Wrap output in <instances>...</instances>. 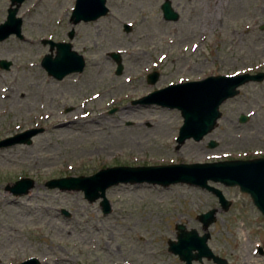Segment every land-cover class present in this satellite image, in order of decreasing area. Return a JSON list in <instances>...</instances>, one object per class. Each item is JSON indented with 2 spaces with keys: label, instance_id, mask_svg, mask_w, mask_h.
Instances as JSON below:
<instances>
[{
  "label": "rangeland",
  "instance_id": "1",
  "mask_svg": "<svg viewBox=\"0 0 264 264\" xmlns=\"http://www.w3.org/2000/svg\"><path fill=\"white\" fill-rule=\"evenodd\" d=\"M163 0H106L94 21L69 22L74 0H23L21 38L0 41V139L42 127L29 145L0 148V264L35 256L36 264H184L167 250L175 224L202 234L199 213L214 208L206 243L226 264H264V217L236 186L207 184L230 200L222 209L208 190L186 183H117L104 191L109 211L80 190L45 181L90 175L115 165L204 162L264 153V78L248 81L218 107L200 140L177 146L176 109L132 100L168 83L214 74L264 72V0H169L175 21L161 16ZM9 0H0V23ZM124 24L128 25L125 30ZM73 28L72 49L85 61L61 80L40 66L51 33ZM111 52H118L116 74ZM157 72L153 84L145 75ZM247 115L244 122L238 115ZM213 140L215 146L208 147ZM33 179L26 194L4 189ZM65 211V213L63 212ZM261 249L259 251L258 249ZM191 264H214L202 257Z\"/></svg>",
  "mask_w": 264,
  "mask_h": 264
},
{
  "label": "water",
  "instance_id": "2",
  "mask_svg": "<svg viewBox=\"0 0 264 264\" xmlns=\"http://www.w3.org/2000/svg\"><path fill=\"white\" fill-rule=\"evenodd\" d=\"M23 0H9L6 8L5 19L0 23V41L13 34L21 38V18L16 16L17 9ZM159 9L161 16L166 21H175L178 13L171 7L169 0H163ZM108 12L106 0H74L73 8L69 15V22L74 25L80 21H94ZM264 29V22L260 26ZM125 30L128 25L124 24ZM73 35V28L68 31V39ZM43 44H54V55L49 52L40 59V66L48 76L56 80L62 79L70 73H80L84 67V59L80 53L71 48L70 42H51L48 39L41 41ZM110 57L115 62V72L120 73L121 62L117 52H111ZM10 62L0 59V68L7 69ZM157 73L148 75L147 82L153 84ZM264 72L254 74L240 73L234 75H209L199 80L185 81L168 84L162 88L154 89L145 95L133 100L135 104H155L168 109H176L181 116L175 142L177 146L186 139L200 140L215 126L220 116L219 105L226 99L233 97L238 92V87L248 81H260ZM245 120L244 115L239 121ZM42 127L24 129L13 135L0 139V148L15 144L29 145L31 137L41 132ZM208 147L215 146L210 140ZM207 181L219 182L224 186H236L251 199L252 204L264 216V158L233 159L212 162L171 163L159 165L139 166H110L98 169L90 175L63 176L50 178L45 181L48 188L59 190H80L88 201L100 198L99 205L102 213L109 211V203L104 196V191L117 183L158 184L167 186L174 183H186L210 191L216 198L219 206L226 209L230 201L227 200L220 189L215 188ZM34 185L33 179L20 177L4 189L10 194L23 195ZM65 213V211H63ZM215 209L211 208L197 215L202 226V234L195 229L186 230L184 225L175 224V240H167V250L177 255L185 264L192 260L200 261L202 257L211 259L214 264H226V260L211 252L206 241L209 234L207 226L214 221ZM37 259L32 257L16 264H36Z\"/></svg>",
  "mask_w": 264,
  "mask_h": 264
},
{
  "label": "flooded vegetation",
  "instance_id": "3",
  "mask_svg": "<svg viewBox=\"0 0 264 264\" xmlns=\"http://www.w3.org/2000/svg\"><path fill=\"white\" fill-rule=\"evenodd\" d=\"M70 30V29H69ZM69 30H67L66 32H65V37H66V39H64V38H54L53 39V37H54V33H51V35H49V38H48V40L49 41H51V42H53V43H55V42H65L67 39H68V37H67V35H68V31ZM54 34V35H53ZM73 35H74V30H73ZM72 35V36H73ZM53 36V37H52ZM72 39V38H71ZM47 44V50H48V52L51 54V55H54V53H55V50H56V47H55V45L54 44H51V46H50V44L49 43H46ZM72 46V45H71ZM47 52V53H48ZM150 72H152V71H150ZM150 72H148L146 75H145V79H146V82H147V78H148V75L150 74ZM156 72V71H155ZM254 72H258V71H253V72H251V73H254ZM157 73V72H156ZM157 77H158V75H157ZM157 77H156V80H157ZM54 79V78H53ZM56 80V79H55ZM155 80V81H156ZM241 116V114H239L238 115V120H239V117ZM247 118H248V116H247ZM245 121V120H244ZM243 121V122H244ZM256 158H264V153H262V152H257V153H253L252 155H245V156H243V157H231V158H223L222 160H227V159H256ZM229 187V186H228ZM239 191V190H238ZM240 192V191H239ZM250 199V198H249ZM250 201H251V199H250ZM252 203V202H251ZM253 205V204H252ZM254 206V205H253ZM255 207V206H254ZM256 209V208H255ZM257 210V209H256ZM258 211V210H257ZM260 213V212H259ZM260 215L262 216V217H264L261 213H260ZM259 251H261V249L259 248L258 249ZM29 257H31V256H29ZM20 262V261H19ZM19 262H16V263H19ZM39 263V262H38Z\"/></svg>",
  "mask_w": 264,
  "mask_h": 264
}]
</instances>
